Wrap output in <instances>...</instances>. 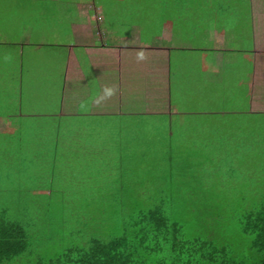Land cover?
Returning <instances> with one entry per match:
<instances>
[{"label":"crops","instance_id":"1","mask_svg":"<svg viewBox=\"0 0 264 264\" xmlns=\"http://www.w3.org/2000/svg\"><path fill=\"white\" fill-rule=\"evenodd\" d=\"M7 3L16 9L0 6V140L28 123V96L37 93L28 80L36 74L26 57L36 60L33 53L58 78L42 84L41 96L53 107L45 116L66 108L79 131L74 149L33 148L29 162L37 168L90 167L93 161L83 158L91 145L81 143L86 123L83 129L79 121L91 120V113L105 117L124 108L178 120L199 111L217 116L220 109L221 117L249 118L264 105L244 94L251 79H264V0H0ZM141 51L156 57L138 60ZM231 83L232 99L220 87ZM106 86L115 89L110 103L102 99ZM3 161L16 162L27 171L19 176L28 177V158L15 153Z\"/></svg>","mask_w":264,"mask_h":264},{"label":"trees","instance_id":"2","mask_svg":"<svg viewBox=\"0 0 264 264\" xmlns=\"http://www.w3.org/2000/svg\"><path fill=\"white\" fill-rule=\"evenodd\" d=\"M245 89L244 94L264 99L261 75L246 83ZM225 95L229 98L227 89ZM260 108L255 117L264 118V105ZM220 111L216 117H221ZM143 113L122 108L105 117L91 113V120L79 121L81 128L84 123L87 128L81 143L91 145L83 158L93 161L87 167L88 178L75 180L79 177L74 162L63 167L52 163V174L41 180H51L47 183L56 184V191H63L67 183L74 191L93 184L87 190L88 198L61 197L64 204L69 199L74 204L65 207L59 237L50 224L35 225L37 235L28 236L33 227L25 223V208L19 205L22 199L15 200V205L1 206L0 264H264V198H259L256 189L262 165L252 173L243 172L229 158L224 159L219 149L201 143L202 139L188 137L191 143L181 142L179 129L185 126L172 125L169 121L177 118L168 115L155 119L165 122L167 133L137 130L146 125L144 121L154 119L151 113ZM18 127L22 130L7 138L13 144L12 137L26 136L18 139L23 145L15 146L19 158H28V166L36 157L32 151L35 147L62 145L74 149L78 143L75 134L79 131L74 128L71 111L54 116L28 115V123ZM238 135L242 142L249 138ZM61 154L54 151L52 156L57 160ZM73 156L76 158L77 153ZM79 168H85L82 162ZM56 170L64 171L65 180ZM225 195L234 201L229 213L238 220L230 228L221 226L210 240H203V216L225 214L217 211L224 210L221 201ZM66 218H77L79 224L71 220V228ZM239 235L243 242L238 252L233 245ZM51 240L52 244L48 243ZM57 249L62 255L48 258Z\"/></svg>","mask_w":264,"mask_h":264},{"label":"rangeland","instance_id":"3","mask_svg":"<svg viewBox=\"0 0 264 264\" xmlns=\"http://www.w3.org/2000/svg\"><path fill=\"white\" fill-rule=\"evenodd\" d=\"M3 2V0H1ZM7 11L16 9L15 5L0 4ZM40 4H38V8ZM9 16H11L9 14ZM24 37H20V41L23 40ZM161 44H167V41H161ZM178 45V44H177ZM28 66H32L36 68V74L33 76L29 74L28 80L31 85H35V94H29L28 96V111L31 112L32 116H43L45 114H50V111L53 107L52 104H45L44 98L41 96L43 91L42 84L45 79L48 77L54 79V83H57V77L54 74V70L50 69L49 65L42 62L41 56L38 53H33L32 55L36 56V60H30L28 57ZM156 56L145 55V59H155ZM197 72L201 74L203 70V65L199 64L197 67ZM228 71V70H227ZM51 76H49V75ZM228 74V73H227ZM211 81H214L213 78H210ZM220 81L216 79L214 82ZM224 88V93L227 89V94H229V98L232 99L233 93L236 94V91L232 88V83L227 84ZM31 90V88L29 89ZM233 92V93H232ZM112 101L111 98L106 100L107 103ZM232 107V103H227V110L229 111ZM69 111L64 108L63 113L67 114ZM204 111L196 112V115H188L181 116L178 120L172 119L169 121L172 125H184L185 129H179L181 142L191 143L188 137L192 139H202L201 143L205 145L210 144L212 147L219 149L223 155L224 159L229 158L230 162H233V165L240 168L243 172L252 173V170H258L261 165V169H259L258 173V186L257 190L259 193V198H264V118L259 117H216L215 115H204ZM38 114V115H37ZM51 116L59 114L58 112H52ZM45 120V119H42ZM143 124H146L144 127H139L137 130L143 129L150 133L154 132H169V129L165 126L164 121L149 119V122L144 121ZM178 130H175L177 132ZM236 135L241 134L247 136L246 140L242 142L241 140L236 138ZM26 136L21 137H12L13 144L10 143L9 139L0 140V207L8 206L14 204V201L17 199H22V202L19 205L22 208H25L23 216L25 218V223L28 222V226L32 223V230L28 231V236L37 235L34 231L35 225H40V227H47L49 224L56 228L55 234L57 237L60 236V228L61 222L65 217V212L67 210L65 207L69 206L73 207L74 202L69 199L64 202L61 200V197H69L74 198L84 195V198H88L87 190L92 188L93 184H86L82 190L77 189L74 191V186L70 183L63 184V191H56L57 185L52 184L48 185V181L51 180H41L46 179V177L50 176L52 172H49L47 169L36 168L35 166H28V172L33 175L28 177L19 176V174L27 173L25 168L17 167L16 162L3 161L5 155H14L16 156L18 153L16 152L15 145H23L24 143L19 142L18 139H23ZM240 137V135H238ZM11 145V146H7ZM126 147H120L119 149H125ZM1 156L3 157L1 159ZM24 157V155H21ZM17 167V168H15ZM75 173L78 174L79 178L75 180H81L83 178H88V168H79L76 167ZM29 173V174H30ZM54 178L56 176L53 174ZM63 176L59 175L61 180H65ZM69 180V179H68ZM70 181V180H69ZM28 182V184H27ZM47 188V191H46ZM75 195H74V193ZM92 194V193H91ZM96 194V191H95ZM221 204L224 210H217L218 212H226L220 216H209L204 218L206 226L205 232L202 234L203 240H210L212 236H216L221 230L220 227L223 225H227L228 228L231 225L237 222V218L233 216L234 214L229 213L232 211L231 205L234 204V201L229 199L227 195H225L224 199L221 201ZM238 204H235L233 207L236 209ZM26 211V213H25ZM15 218V217H14ZM68 222L74 224H79L77 218H66ZM74 220V221H73ZM71 222L68 224L71 227ZM67 228V227H66ZM65 228V229H66ZM72 228V227H71ZM226 230V229H225ZM235 230V229H234ZM233 230V231H234ZM236 232H234L231 236L234 237ZM230 239L231 243L232 240ZM242 236H237V243L232 245L239 251L242 250ZM246 242V241H245ZM48 243L52 244V240L48 241ZM68 248V243H64V247ZM67 250V249H66ZM38 250L35 249V252ZM40 252L44 251L43 249H39ZM54 249H51L50 252H53ZM62 255L61 249L56 250V254H51L48 258L59 257ZM66 255L64 250L63 256Z\"/></svg>","mask_w":264,"mask_h":264},{"label":"clouds","instance_id":"4","mask_svg":"<svg viewBox=\"0 0 264 264\" xmlns=\"http://www.w3.org/2000/svg\"><path fill=\"white\" fill-rule=\"evenodd\" d=\"M137 59L141 60V61L145 59V55H144V53L142 51L137 53ZM114 95H115V89L113 87L106 86L103 89L102 99H108V98H111Z\"/></svg>","mask_w":264,"mask_h":264}]
</instances>
